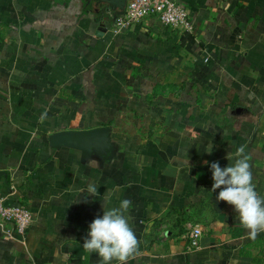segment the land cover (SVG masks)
<instances>
[{"label": "crops", "instance_id": "1", "mask_svg": "<svg viewBox=\"0 0 264 264\" xmlns=\"http://www.w3.org/2000/svg\"><path fill=\"white\" fill-rule=\"evenodd\" d=\"M179 1L192 34L115 33L86 0H0V196L34 214L26 233L0 225V264H100L84 238L123 199L140 241L128 264H264V232L249 237L210 170L244 146L264 198V0ZM102 126L105 157L49 140Z\"/></svg>", "mask_w": 264, "mask_h": 264}, {"label": "clouds", "instance_id": "2", "mask_svg": "<svg viewBox=\"0 0 264 264\" xmlns=\"http://www.w3.org/2000/svg\"><path fill=\"white\" fill-rule=\"evenodd\" d=\"M207 152L211 153V150ZM210 170L212 191L221 189L216 199L233 206L240 225L251 239H256L259 233L264 232V198L259 196L253 183L245 147L240 146L236 150L234 164L222 168L219 162H212ZM88 192L95 195L97 186L89 184ZM131 205V200L123 199L118 207L104 208L103 215L89 224L82 247L88 253H96L100 264H112L113 261L128 264L130 259L139 255L140 241L129 224V217L125 215Z\"/></svg>", "mask_w": 264, "mask_h": 264}, {"label": "built area", "instance_id": "3", "mask_svg": "<svg viewBox=\"0 0 264 264\" xmlns=\"http://www.w3.org/2000/svg\"><path fill=\"white\" fill-rule=\"evenodd\" d=\"M106 20L115 33H121L136 24L145 21L161 23L183 33L195 32V25L189 8L179 0H127L125 12L114 17L112 11L106 12ZM8 194L0 196V225L5 228L7 237L11 230L5 225L12 222L21 233H26L34 220L33 211L24 205L7 204ZM203 235L202 227L193 225L189 228L190 249L200 247Z\"/></svg>", "mask_w": 264, "mask_h": 264}, {"label": "water", "instance_id": "4", "mask_svg": "<svg viewBox=\"0 0 264 264\" xmlns=\"http://www.w3.org/2000/svg\"><path fill=\"white\" fill-rule=\"evenodd\" d=\"M89 4L96 1L97 5H107L102 14L112 11L114 17L123 14L126 9L127 0H86ZM100 10V9H99ZM105 24V23H103ZM50 143L55 147L68 146L82 150L83 156L87 157L92 152L105 157L113 148L110 128L107 126L96 127L84 130H64L52 133L49 136ZM4 179L10 180V173L5 169H0V189Z\"/></svg>", "mask_w": 264, "mask_h": 264}, {"label": "flooded vegetation", "instance_id": "5", "mask_svg": "<svg viewBox=\"0 0 264 264\" xmlns=\"http://www.w3.org/2000/svg\"><path fill=\"white\" fill-rule=\"evenodd\" d=\"M89 4H92V6H94V8L96 9L97 12H102V13L104 12V10L106 9V6H107L105 4H103V5H97L96 4V1H92Z\"/></svg>", "mask_w": 264, "mask_h": 264}, {"label": "trees", "instance_id": "6", "mask_svg": "<svg viewBox=\"0 0 264 264\" xmlns=\"http://www.w3.org/2000/svg\"><path fill=\"white\" fill-rule=\"evenodd\" d=\"M101 13V12H100Z\"/></svg>", "mask_w": 264, "mask_h": 264}]
</instances>
